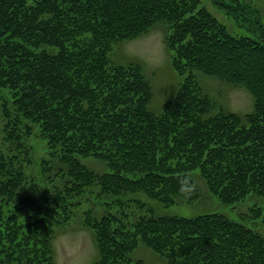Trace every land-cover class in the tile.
Wrapping results in <instances>:
<instances>
[{"label": "trees", "instance_id": "16d2710c", "mask_svg": "<svg viewBox=\"0 0 264 264\" xmlns=\"http://www.w3.org/2000/svg\"><path fill=\"white\" fill-rule=\"evenodd\" d=\"M212 1L258 33L232 34L200 0H0V264H55L54 239L91 197H115L83 212L94 264H145L140 243L166 264H264V235L242 222L128 198L195 205V172L225 204L264 197V24L245 17L258 7ZM161 25L179 82L155 112L144 67L113 52ZM199 74L245 88L253 109H226ZM32 136L48 150L34 178ZM242 218L264 225V208Z\"/></svg>", "mask_w": 264, "mask_h": 264}, {"label": "rangeland", "instance_id": "374dc122", "mask_svg": "<svg viewBox=\"0 0 264 264\" xmlns=\"http://www.w3.org/2000/svg\"><path fill=\"white\" fill-rule=\"evenodd\" d=\"M241 1L253 10L256 7L259 8V12L254 13H248V9L245 17L251 20L260 18L264 24V0ZM200 6L206 7L234 35L251 36L258 33L255 27L249 26V22H244L241 18L236 20L216 6L212 0H200ZM165 33L166 27L162 25L158 26L147 35L122 42L113 52V60L118 64L139 63L144 67L147 76L152 80L153 84L154 98L150 104V108L155 112H160L162 104L170 98L175 86L179 82V76L170 64V52L164 41ZM199 79L210 94L226 109L240 114L248 113L253 109V97L245 88L231 86L215 76L199 74ZM9 95L11 97L12 93ZM1 130L2 123L0 116V150H4L5 145L3 144L4 139ZM46 143L47 141L41 137L32 136L30 139V144L33 148V163L28 166L29 170L27 174L31 178L37 176L38 162L47 155ZM83 162L100 172L107 171L105 163L102 161L86 158L83 159ZM192 177L202 194L201 199L195 205L178 203L171 206H163L152 202L143 194L130 195L128 198L136 197L145 200L150 206L156 208L155 211L158 215L180 214L187 217H196L206 213L225 214L264 235V225L259 219L247 220L242 218V215L247 213L253 205H259L264 208V197L252 195L241 202L225 204L209 192L198 172L193 173ZM114 199L115 197H105L100 201L95 197H91L77 208L75 217L67 224L64 231L58 232L54 239L53 256L55 264H94L97 258L94 233L91 229L82 226L83 212L87 208L93 207L97 213H103L104 209L101 208V202L110 203ZM118 210L117 206L111 208L113 212H117ZM136 214L138 213L135 212ZM131 217L133 219L134 216ZM132 258L142 259L145 264H166L163 259L142 243L133 252Z\"/></svg>", "mask_w": 264, "mask_h": 264}]
</instances>
